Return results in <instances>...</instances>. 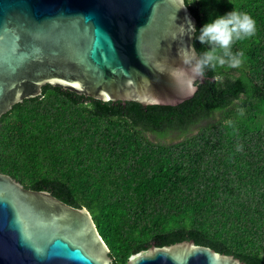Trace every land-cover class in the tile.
<instances>
[{"label": "trees", "instance_id": "trees-1", "mask_svg": "<svg viewBox=\"0 0 264 264\" xmlns=\"http://www.w3.org/2000/svg\"><path fill=\"white\" fill-rule=\"evenodd\" d=\"M189 6L197 29L233 9L257 23L255 36L233 47L243 65L208 70L191 99L103 101L48 83L0 120V170L87 207L114 264L191 239L264 264V0ZM170 137L181 139L162 141Z\"/></svg>", "mask_w": 264, "mask_h": 264}, {"label": "water", "instance_id": "water-1", "mask_svg": "<svg viewBox=\"0 0 264 264\" xmlns=\"http://www.w3.org/2000/svg\"><path fill=\"white\" fill-rule=\"evenodd\" d=\"M180 7V0H0V120L48 83L103 101L191 99L199 84L193 94L169 74L182 63L181 25L186 17L199 23L189 5ZM110 253L87 207L0 170V264H114ZM127 264L248 263L191 239L154 244Z\"/></svg>", "mask_w": 264, "mask_h": 264}, {"label": "clouds", "instance_id": "clouds-1", "mask_svg": "<svg viewBox=\"0 0 264 264\" xmlns=\"http://www.w3.org/2000/svg\"><path fill=\"white\" fill-rule=\"evenodd\" d=\"M194 2L195 0H191L190 3H185V0H180V8H186ZM256 32L255 18L236 9L216 15L199 29L190 17H186L179 33L184 38L183 45L178 48L182 63L169 74L177 84L186 85L194 94L198 89L197 82L206 78L208 70L240 68L244 63L245 54L243 50L234 51L233 47L237 42L254 37ZM185 37L198 40L206 46L205 50L198 52L194 43L185 42ZM215 79L220 81L222 77L217 74Z\"/></svg>", "mask_w": 264, "mask_h": 264}, {"label": "rangeland", "instance_id": "rangeland-1", "mask_svg": "<svg viewBox=\"0 0 264 264\" xmlns=\"http://www.w3.org/2000/svg\"><path fill=\"white\" fill-rule=\"evenodd\" d=\"M205 123H206V121H204L203 123H201V125H203V124H205ZM197 129H198V127L195 128V130H197ZM148 135H149V137H150L152 140H154V141H160V139L157 138V136H156L154 133L148 132ZM179 139H181V137H180V138H177V137H170V138H166V139H164V140H162V141H163V142H172V141H178Z\"/></svg>", "mask_w": 264, "mask_h": 264}]
</instances>
